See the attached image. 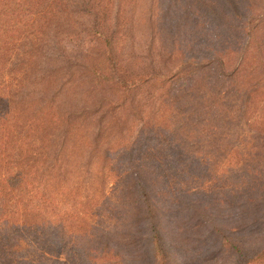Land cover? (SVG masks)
<instances>
[{
    "label": "rangeland",
    "instance_id": "1",
    "mask_svg": "<svg viewBox=\"0 0 264 264\" xmlns=\"http://www.w3.org/2000/svg\"><path fill=\"white\" fill-rule=\"evenodd\" d=\"M6 1L0 264H264V47L231 19L264 0Z\"/></svg>",
    "mask_w": 264,
    "mask_h": 264
},
{
    "label": "trees",
    "instance_id": "2",
    "mask_svg": "<svg viewBox=\"0 0 264 264\" xmlns=\"http://www.w3.org/2000/svg\"><path fill=\"white\" fill-rule=\"evenodd\" d=\"M236 1H234L233 3L234 6H235V3L239 5ZM6 2H7L6 0H0V19L1 17H3V15H6L7 12H10V14L13 13L12 8L7 9ZM97 2H98V5H95V7H93L95 13L98 15H104V16L108 15V8L101 7L102 6L101 3L103 2V0H94V3H97ZM261 3H264V1H261ZM232 11L234 14L231 15V19L237 18L241 23L242 31L247 34V39H246L247 44H246L244 51H246V53L248 52V54L251 53L248 59L253 58L258 54L261 55V53H255L256 52L255 46L264 47V37H263L264 18H262L264 17V14L258 11V9L249 10V7H246L245 4L243 6H238V7L233 8ZM15 17H18V15L16 14ZM242 61L238 64V66H236L233 69L232 73H230V75L233 76V78H235L236 80L243 78V70H241ZM195 69L196 68L193 67L192 69L188 70V72L183 73V71H180L176 73V75H173V76L170 75L169 77L170 79H173V80L175 79V77H178L177 78L178 81H183L189 75H193L195 72ZM176 80H174V82H176ZM255 80L256 81H254L253 84H250L251 87H249L250 89L248 91V97L254 100L255 101L254 103L259 104L258 101H261V99L264 98V96H262L264 95V83H262L263 79H255ZM8 170L15 171L16 166L12 165L8 168ZM14 177L19 179V183L21 184L23 183L25 185V189L30 184L29 178H27V176L25 175L20 177V175L15 174ZM7 179H12V178L8 177ZM39 182L43 184V182L41 181ZM138 187L139 189H141V194L139 198L140 200L144 201V208H143L144 214H149L150 213V202L147 200L149 197L148 192L146 191L144 184L139 183ZM36 196L38 197L39 194L37 193ZM37 197L33 196V199L30 201V203H24L23 209H21V212H20V216H24V219H23L24 223H27L28 220H31V218H34V216L37 215L36 208L38 209L40 207V200L42 201V199H44V194H41V198H37ZM49 209L50 208H48V210ZM1 214L3 215V213ZM12 214H13V210H8L5 215L6 217H9ZM45 215L47 216L49 214L47 213ZM151 246H152L151 251L154 252L156 256L161 253V247L159 246L158 243L153 242ZM55 261L58 264H68L64 259L59 258V257L55 258ZM48 264H52V262L50 261V263Z\"/></svg>",
    "mask_w": 264,
    "mask_h": 264
}]
</instances>
